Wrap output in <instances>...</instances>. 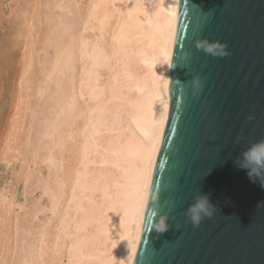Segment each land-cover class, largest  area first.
<instances>
[{
    "label": "bare ground",
    "instance_id": "bare-ground-1",
    "mask_svg": "<svg viewBox=\"0 0 264 264\" xmlns=\"http://www.w3.org/2000/svg\"><path fill=\"white\" fill-rule=\"evenodd\" d=\"M178 1L7 4L0 54L19 61L0 142V264H133Z\"/></svg>",
    "mask_w": 264,
    "mask_h": 264
},
{
    "label": "water",
    "instance_id": "water-1",
    "mask_svg": "<svg viewBox=\"0 0 264 264\" xmlns=\"http://www.w3.org/2000/svg\"><path fill=\"white\" fill-rule=\"evenodd\" d=\"M204 39L230 55L206 54ZM168 85L133 264H264V188L235 163L264 140V0H179ZM203 194L216 212L194 226L187 210ZM160 216L170 230L158 237Z\"/></svg>",
    "mask_w": 264,
    "mask_h": 264
},
{
    "label": "clouds",
    "instance_id": "clouds-1",
    "mask_svg": "<svg viewBox=\"0 0 264 264\" xmlns=\"http://www.w3.org/2000/svg\"><path fill=\"white\" fill-rule=\"evenodd\" d=\"M196 47L214 57L223 58L230 55L227 45L218 41L198 40ZM203 86L199 78L193 81L196 94L202 90ZM235 163L239 168L247 170V175L253 183H259L264 188V140L251 145L240 157H237ZM215 212L216 206L211 203L208 195L203 194L195 198V202L187 210V215L194 226H199L205 217L211 218ZM158 215L159 213L154 210L153 217ZM168 219V216H160L158 222L154 223L153 227L158 237L170 230Z\"/></svg>",
    "mask_w": 264,
    "mask_h": 264
},
{
    "label": "rangeland",
    "instance_id": "rangeland-1",
    "mask_svg": "<svg viewBox=\"0 0 264 264\" xmlns=\"http://www.w3.org/2000/svg\"><path fill=\"white\" fill-rule=\"evenodd\" d=\"M3 1L4 0H0V6H1L0 7L1 8L0 13L1 12L3 13L5 11L4 12L5 14L4 13L3 14L2 13L0 14V26H2V28L0 27V46H1L0 49H2L3 47L5 48L6 46L9 47V41H10L9 39L12 38V35H11L12 25H9V24H12L13 23L12 20H14L13 18H16V16L13 15V14L6 16V14H10V13H7V12L11 11L13 7L14 8L15 7H17V8H24L23 5L25 4L24 3L25 0H22V2L19 1V0H16V1L15 0H5L4 2ZM14 2H15V4H14ZM17 3H19V4L16 5ZM7 4H12L13 7L11 5H7ZM14 5H16V6H14ZM8 9H9V11H8ZM10 18H12V19H10ZM12 52L14 53V55H13ZM8 53L10 54V56H9ZM7 56H9V57H7ZM12 56L15 57V52L13 50L9 49V48L7 50L6 55L0 54V142L1 141H4V138H5L6 133H7L6 130H5V124H6V121H7V118H8V115L7 114L10 113V107H11V103H12L11 97H12V94L14 93V90H15V87L13 86V82H12V80L9 77H13L14 74H16V72H17V65H16L15 62L17 60L19 61V59H17V58L15 59ZM7 105H9V106H7ZM0 168H1L0 169V182H1V180H2V177L1 176L4 174L5 167L4 166H1Z\"/></svg>",
    "mask_w": 264,
    "mask_h": 264
},
{
    "label": "snow or ice",
    "instance_id": "snow-or-ice-1",
    "mask_svg": "<svg viewBox=\"0 0 264 264\" xmlns=\"http://www.w3.org/2000/svg\"><path fill=\"white\" fill-rule=\"evenodd\" d=\"M173 18H175V13H173ZM166 107V106H165ZM163 120H164V115L163 113H161V120L160 122L163 123ZM159 137H160V131H159V127H157V130H156V137L153 141V145H152V151H155V143L159 140ZM150 159V157H149Z\"/></svg>",
    "mask_w": 264,
    "mask_h": 264
}]
</instances>
